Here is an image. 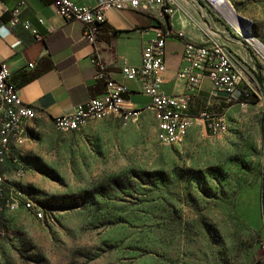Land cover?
Instances as JSON below:
<instances>
[{
  "label": "rangeland",
  "instance_id": "rangeland-1",
  "mask_svg": "<svg viewBox=\"0 0 264 264\" xmlns=\"http://www.w3.org/2000/svg\"><path fill=\"white\" fill-rule=\"evenodd\" d=\"M228 1L242 20L204 5L214 17L206 25L187 0L161 17L200 37L191 41L204 42V29L236 39L243 57L229 48L252 73L257 102L228 106L226 133L195 125L174 146L162 145L151 110L126 123L113 110L69 132L36 118L22 124L12 153L24 171L4 172L46 218L16 204L0 214V264H264V55L249 39L264 46V0Z\"/></svg>",
  "mask_w": 264,
  "mask_h": 264
},
{
  "label": "crops",
  "instance_id": "crops-1",
  "mask_svg": "<svg viewBox=\"0 0 264 264\" xmlns=\"http://www.w3.org/2000/svg\"><path fill=\"white\" fill-rule=\"evenodd\" d=\"M73 1L82 7H94L96 4L95 0ZM19 6L21 23L13 28L12 12ZM179 6L184 16L195 22L185 8L181 4ZM198 9V13L205 16V24L213 25V15L206 13L204 7L198 6ZM105 17L103 32L93 46L84 39L85 25L79 21H67L51 0H0V66H8L20 98L36 110L37 121L53 125L56 117L73 114L78 106L105 92V86L97 79V69L91 62L94 57L108 65L110 76L115 81L128 87L124 103L126 110L142 114L149 107L154 111L150 106L151 97L144 92V82L128 79L122 70L141 65L143 47L154 39L159 27H168L173 32L166 46L167 69L163 74L162 91L169 96L186 92V80L179 72L186 65V43L199 39L198 35L191 33L187 37L173 31L172 27L176 26L170 18H162L156 9L108 10ZM25 24L30 28L27 29ZM178 25L187 29L182 20ZM212 30L204 29L205 41L217 39ZM221 42L241 54V46L236 39L223 38ZM212 90V82L205 76L192 97V116H197L198 111L206 106L214 108ZM156 118L160 123L158 114ZM201 122V119L194 118L193 127H203Z\"/></svg>",
  "mask_w": 264,
  "mask_h": 264
},
{
  "label": "built area",
  "instance_id": "built-area-1",
  "mask_svg": "<svg viewBox=\"0 0 264 264\" xmlns=\"http://www.w3.org/2000/svg\"><path fill=\"white\" fill-rule=\"evenodd\" d=\"M51 1L59 14L67 21H79L85 25L84 39L95 46L106 23V11L156 9L160 16H170L174 12L173 7L177 0H95L94 7H82L73 0ZM189 1L200 7L205 5V8L210 9L216 17H227L230 4L228 5L225 0ZM20 15L19 6L12 12L13 28L21 23ZM25 27L28 29L30 25L25 24ZM172 36L173 32L170 28H157L154 39L143 47L141 65L125 67L122 70L128 79H140L144 82V92L152 100L150 106L159 108L163 128L162 145L164 137L177 135L178 126L189 118L203 119V126L209 128L210 133L219 132L225 106L236 103L235 92L238 89L241 91V96L245 98L253 96L259 98L252 85L254 82L252 73L235 57L231 49L218 39H210L203 43L194 41L186 43L184 51L186 65L179 75L186 80L187 90L181 95H166L161 87L164 83L163 74L167 69V41ZM243 46L248 48L246 45ZM91 62L97 69V79L105 86V92L78 106L73 114L56 117L60 132L81 130L86 117L92 114H103V108H115V114H119L124 123L128 122L129 116L138 114L124 108L125 97L129 92L128 87L115 81L110 76L108 65L98 57H94ZM205 76L212 82L214 108L212 105L206 106L198 111L197 116H192L190 114L192 97L199 90ZM29 108L32 106L25 104L19 96L18 89L12 81L10 69L2 64L0 66V214L4 204L23 202V205H31V210H36L37 218L44 220L45 212H38V205L32 203L27 194H21L14 187L11 188L9 178L4 172L10 164L17 167V171H24V166H18L16 163L12 151L16 147L18 137H23L22 122L26 120ZM3 236L4 233L0 231V240Z\"/></svg>",
  "mask_w": 264,
  "mask_h": 264
},
{
  "label": "bare ground",
  "instance_id": "bare-ground-1",
  "mask_svg": "<svg viewBox=\"0 0 264 264\" xmlns=\"http://www.w3.org/2000/svg\"><path fill=\"white\" fill-rule=\"evenodd\" d=\"M225 2H227L228 5L230 4V3H228L229 2L228 0H225ZM229 6H228V16L230 17V19H231V16H233L234 19L242 20L238 16L236 11L233 9V7L231 8ZM238 26L240 27V24ZM249 39L255 45V47L261 53H263V55H264V46L261 43H259L258 41H256L253 37H249ZM152 107H153V110L156 111L157 114L159 115V118L161 120V125H162V117H161V113H160L159 108L156 107V106H152ZM113 110H115V108H103V114H92V115H89L88 117H86V119L83 121V123L88 121V120H91V119L103 118L108 112L113 111ZM36 117H37L36 110L34 108H29L28 109V116L26 117V120H24L22 122V124H24L26 122H29V121H33ZM201 120L203 121V119H201ZM54 124L56 125V128L59 129L58 124L56 123V119H54ZM193 125H194V118H189V120H186V122L180 124L178 126L177 135H174L173 137H165L167 144L170 145V146H174V145H177V144H180L181 142H183L189 136V132H190L191 128L193 127ZM228 128H229V126H228V117H227L226 112H224V113H222L221 124L219 125V132L210 133V130L207 127H206V130L211 135L217 136V135L226 133L228 131ZM18 192H20L21 194H24L21 191H18ZM21 203L23 205V202H21ZM4 205L9 207L10 203L9 204H4ZM23 207L25 208V210H27L29 212H32L35 215V217H36V210H31V205H23ZM38 212H43L40 207H38ZM37 219L42 220L41 218H37Z\"/></svg>",
  "mask_w": 264,
  "mask_h": 264
},
{
  "label": "trees",
  "instance_id": "trees-1",
  "mask_svg": "<svg viewBox=\"0 0 264 264\" xmlns=\"http://www.w3.org/2000/svg\"><path fill=\"white\" fill-rule=\"evenodd\" d=\"M261 67V66H260ZM259 78L262 80L263 78L261 76H259ZM257 102V98L256 97H251V98H245L244 96H240V98L236 101V103H245V104H255ZM228 106L231 105H226L225 106V111L226 108ZM263 151H264V144H263ZM22 192V191H21ZM260 202H261V210H262V217L264 219V165H263V171H262V181H261V188H260ZM22 205L21 202H15V203H11L9 207L14 206V205ZM8 206L3 205L2 206V213L8 208L10 209Z\"/></svg>",
  "mask_w": 264,
  "mask_h": 264
},
{
  "label": "water",
  "instance_id": "water-1",
  "mask_svg": "<svg viewBox=\"0 0 264 264\" xmlns=\"http://www.w3.org/2000/svg\"><path fill=\"white\" fill-rule=\"evenodd\" d=\"M241 96V91L238 89L236 92H235V98L238 100Z\"/></svg>",
  "mask_w": 264,
  "mask_h": 264
}]
</instances>
